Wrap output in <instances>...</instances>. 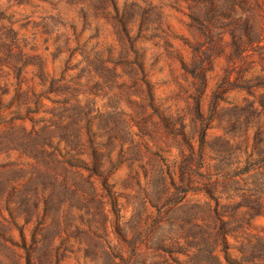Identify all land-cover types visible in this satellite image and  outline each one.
Masks as SVG:
<instances>
[{
	"label": "rangeland",
	"instance_id": "obj_1",
	"mask_svg": "<svg viewBox=\"0 0 264 264\" xmlns=\"http://www.w3.org/2000/svg\"><path fill=\"white\" fill-rule=\"evenodd\" d=\"M0 264H264V0H0Z\"/></svg>",
	"mask_w": 264,
	"mask_h": 264
}]
</instances>
